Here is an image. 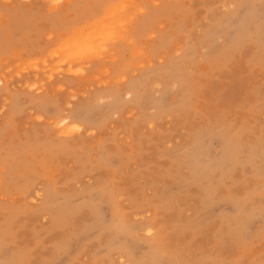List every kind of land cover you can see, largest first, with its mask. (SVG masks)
Listing matches in <instances>:
<instances>
[{
  "label": "rangeland",
  "instance_id": "rangeland-1",
  "mask_svg": "<svg viewBox=\"0 0 264 264\" xmlns=\"http://www.w3.org/2000/svg\"><path fill=\"white\" fill-rule=\"evenodd\" d=\"M1 1L0 264H264V0Z\"/></svg>",
  "mask_w": 264,
  "mask_h": 264
},
{
  "label": "bare ground",
  "instance_id": "bare-ground-1",
  "mask_svg": "<svg viewBox=\"0 0 264 264\" xmlns=\"http://www.w3.org/2000/svg\"><path fill=\"white\" fill-rule=\"evenodd\" d=\"M1 1V0H0ZM62 1V0H61ZM1 2H4V1H1ZM56 2H60V1H56ZM68 2H71V1H68ZM132 0H120V2H118V4L117 5H113L112 7H110L109 9H107V12H106V17H104V18H106V19H104L103 18V20L101 21L100 20V22H98V23H96L95 25H92V26H90L88 29H87V31H83V32H75L76 34L75 35H73L74 37H70L69 35V37H64L65 39H64V41L62 42V45L61 46H59V48H57L56 50H52L53 51V53H52V55H57V57L60 55V56H62L63 58H70L71 56H75V55H77V54H79V53H83V54H87L88 52V54L92 57H94L95 56V54L98 52L99 53V51H96V48H95V45L97 44H95L94 42H95V40L97 39V38H99V37H103L104 39H105V36L107 37H109V36H111L110 34H112L113 32H114V30H116V29H118V31H116L117 32V37L118 38H121V39H127V37H125V35H124V31L126 30V29H124V28H126V27H124V26H126L125 24H126V21H128L129 19H130V13H128L129 14V16L125 19L124 17L125 16H127L128 14H126L123 18L125 19H123L122 18V16L120 15L124 10L126 11V9H130V7H131V4H132ZM6 3V2H5ZM50 3V2H49ZM116 3V2H115ZM12 4V3H11ZM56 4V3H55ZM55 4H52L53 5V8H54V6H55ZM58 4V3H57ZM56 4V5H57ZM5 5V4H4ZM7 5V4H6ZM74 5H76V6H78V4L75 2L74 3ZM58 6V5H57ZM69 5H67V7H68ZM71 6H73V5H70V7L69 8H71ZM52 8V7H51ZM57 8V7H56ZM55 8V9H56ZM52 10V9H51ZM63 10V9H62ZM68 10V8L67 9H65V10H63V12H66ZM131 10H133L132 8H131ZM130 10V11H131ZM141 9H140V7L139 8H137V11H140ZM88 11V10H87ZM125 13V12H124ZM108 14V15H107ZM122 27V28H121ZM131 31V30H130ZM117 38V39H118ZM112 39V38H111ZM101 40V39H100ZM106 40H107V38H106ZM105 40V41H106ZM128 40H129V38H128ZM122 42V41H121ZM93 44H95V45H93ZM93 46H94V48H93ZM100 47H102V46H100ZM55 48V47H54ZM91 48H93V53H95V54H93V55H91V52L92 51H90L89 49H91ZM103 48V47H102ZM92 50V49H91ZM94 50H95V52H94ZM137 54V53H136ZM97 55H99V54H96V56L95 57H97ZM59 56V57H60ZM90 56H88V58L90 57ZM100 56V55H99ZM36 57V56H35ZM44 57V56H43ZM42 57V58H43ZM51 57V55L49 56V58ZM53 57V56H52ZM81 57H83V56H81ZM85 57V56H84ZM90 57V58H91ZM68 58V59H69ZM80 58V57H79ZM36 59V58H35ZM57 59H59V58H57ZM68 59H66L67 61H69ZM70 59H72V58H70ZM76 59V58H75ZM85 59V58H84ZM46 60V59H45ZM45 60L43 61L44 63H45ZM51 60V59H50ZM28 61V60H27ZM58 61V60H57ZM59 61H60V59H59ZM62 61H63V63H64V60L62 59ZM41 64H42V61L40 62ZM56 63H58V62H56ZM35 64V63H34ZM47 64H49V63H47ZM58 65V64H57ZM61 65H63V64H61ZM42 66H46V65H42ZM66 67H69V66H67V64H66ZM60 68V67H59ZM47 69H48V67H47ZM69 69V68H68ZM60 70V69H59ZM77 70L79 71V69L77 68ZM50 72V71H49ZM70 73V72H69ZM84 74V73H83ZM82 74V75H83ZM33 78V77H32ZM128 78V77H127ZM50 79V78H49ZM6 81V80H5ZM24 81V80H23ZM119 81H121V82H123L124 83V79H119ZM162 81V80H161ZM1 82H3L2 81V79L0 78V84H1ZM151 83V82H150ZM104 84V83H103ZM107 84V83H106ZM17 86V85H16ZM29 86V85H28ZM32 86V85H31ZM35 87V86H34ZM33 87V88H34ZM41 87V86H40ZM40 87L36 90V91H39V89H40ZM43 87V86H42ZM7 89V88H6ZM40 90H42V89H40ZM136 91H137V84H136V82L135 83H130V84H127V85H125V86H122L121 88L119 87V89L118 90H116V93L119 95L120 93H122V92H124V95L126 96V97H128L129 99H131V97L132 96H134L135 94H136ZM65 94V93H64ZM72 97V96H71ZM104 97H106V96H104ZM116 97V96H115ZM107 98V97H106ZM102 99V98H101ZM66 120H68L67 118H65ZM61 121V120H60ZM66 122V121H65ZM70 123V122H69ZM63 124H65V123H63ZM68 124V123H67ZM63 126V125H62ZM68 127L66 128V130H68V131H71L72 129H73V126H74V123H70V124H68L67 125ZM64 128V127H63ZM79 128V127H78ZM78 128H77V130H78ZM80 129V128H79ZM62 133V132H61Z\"/></svg>",
  "mask_w": 264,
  "mask_h": 264
}]
</instances>
